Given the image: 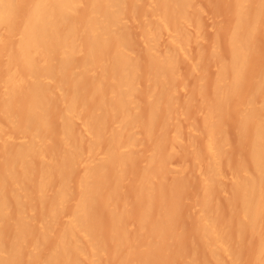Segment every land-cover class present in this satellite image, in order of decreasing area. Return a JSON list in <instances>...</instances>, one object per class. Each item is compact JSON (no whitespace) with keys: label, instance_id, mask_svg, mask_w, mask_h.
Returning <instances> with one entry per match:
<instances>
[{"label":"bare ground","instance_id":"1","mask_svg":"<svg viewBox=\"0 0 264 264\" xmlns=\"http://www.w3.org/2000/svg\"><path fill=\"white\" fill-rule=\"evenodd\" d=\"M0 264H264V0H0Z\"/></svg>","mask_w":264,"mask_h":264}]
</instances>
